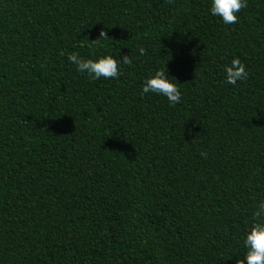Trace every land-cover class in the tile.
<instances>
[{
  "label": "trees",
  "instance_id": "trees-1",
  "mask_svg": "<svg viewBox=\"0 0 264 264\" xmlns=\"http://www.w3.org/2000/svg\"><path fill=\"white\" fill-rule=\"evenodd\" d=\"M247 2L224 24L210 0H0V264L243 258L264 200V0ZM73 52L132 64L93 80ZM165 66L175 106L142 93Z\"/></svg>",
  "mask_w": 264,
  "mask_h": 264
},
{
  "label": "clouds",
  "instance_id": "clouds-1",
  "mask_svg": "<svg viewBox=\"0 0 264 264\" xmlns=\"http://www.w3.org/2000/svg\"><path fill=\"white\" fill-rule=\"evenodd\" d=\"M248 7L247 0H210V12L213 16L220 17L224 24H236L239 20L237 13ZM112 39L107 32L101 30L99 38L90 41L93 45L100 44L101 40ZM141 56L146 54L144 47L138 46ZM61 55L64 52L61 51ZM69 62L75 65L80 73H86L91 79L103 78L117 79L121 74L120 65H131L132 59L129 55H124L117 60L112 55H102L96 59L84 58L78 53H70L67 57ZM225 82L235 86L238 81H245L248 78L246 66L238 57H233L230 64L224 65ZM142 93H155L167 98L171 106L181 102V91L178 85L168 79L167 68L157 69L154 73H149L142 84ZM201 155L207 158L206 153ZM251 221L245 229L243 245L246 248L243 258H236L235 264H264V200L256 205L251 213Z\"/></svg>",
  "mask_w": 264,
  "mask_h": 264
}]
</instances>
